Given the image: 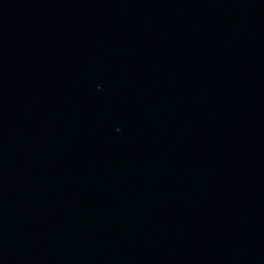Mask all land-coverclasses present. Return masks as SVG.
<instances>
[{
  "label": "water",
  "instance_id": "95a60500",
  "mask_svg": "<svg viewBox=\"0 0 264 264\" xmlns=\"http://www.w3.org/2000/svg\"><path fill=\"white\" fill-rule=\"evenodd\" d=\"M0 264H264V0H0Z\"/></svg>",
  "mask_w": 264,
  "mask_h": 264
}]
</instances>
